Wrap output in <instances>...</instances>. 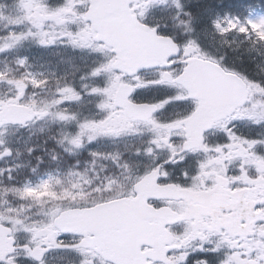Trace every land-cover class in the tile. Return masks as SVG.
<instances>
[{
	"label": "flooded vegetation",
	"instance_id": "af4514ba",
	"mask_svg": "<svg viewBox=\"0 0 264 264\" xmlns=\"http://www.w3.org/2000/svg\"><path fill=\"white\" fill-rule=\"evenodd\" d=\"M71 1L75 10H70L68 13L73 15L72 18L77 23L78 28L71 29L69 35L75 38L78 31H81L82 35H79L78 39L75 38L76 42L81 43L79 49L75 48V44L73 43L68 48L72 53L79 54V59L74 62L73 68H76L78 72L79 70L84 72L88 67L93 66L92 63L88 64L86 58L97 57L106 46L95 41V33L91 31L90 25L85 23L80 12L81 9L87 6L89 0ZM135 9L136 7L132 11ZM25 10L27 14L34 13V7L28 3H26ZM57 20L61 19L59 18ZM5 32L6 29L4 26L0 27V33ZM1 46L3 45L0 41ZM184 47L183 45L180 46L178 56L167 62L164 67L148 72L144 85H141L138 82L139 79L136 77L127 80L133 85V93L130 101L136 104H154L157 107V111L152 116V119L161 125L169 122L182 121L195 110L197 105L188 98L182 86L176 82L167 84L168 80L175 81V78L181 74L187 60L191 58V54L188 56L183 54ZM199 50L200 55L205 59L214 61L219 65L222 64L220 66L223 70L236 72V68L230 66L231 56L236 55V51L215 49L208 43L201 44ZM1 52L5 51L0 49V55L6 57ZM214 55L216 59L213 58ZM238 60L241 61V67H245V60H243L241 55L238 56ZM165 77H167V80H165ZM161 80H165V85L167 86L154 84V82ZM67 81L66 85L70 86V81ZM134 83L136 84L134 85ZM83 84H86V82L80 79L78 85H72L78 91L80 96L79 102L85 96L86 86L82 87ZM147 86L152 90L151 96H149V92L143 89ZM178 96L182 98L181 102H177L176 98ZM150 97L153 99H148ZM65 98V96L51 98L50 102L57 104L56 109L53 108L52 111L40 113L43 116L51 113L52 117L54 115L69 117L62 122L63 124L66 121L64 129L62 124H54L51 129L47 130L25 128L29 124L32 125L34 123L33 120L26 124L25 129H23L21 128L22 126L8 124L3 120L4 112L7 109V101L5 90L0 85V254L3 255V259H0V264H8L9 261L11 264H38L34 258L29 256V253L35 249L36 244L44 241L45 244L42 247L51 245L54 248L56 242L60 239H63L65 244L83 243L80 250L73 253L59 250L45 252L42 256V264H113L105 260L97 252L95 247L91 246L90 241L92 237L90 235L83 236L70 233H65L63 236L55 235L56 233H64L54 225V220L62 211L53 208L39 209L38 204L34 206V191L31 195H25L28 190H34V182L38 181V179H34V159L36 162L43 158V153L48 152L50 153L51 160L55 161L57 165L62 166L64 159L61 156H64L61 150L64 149L62 146L74 151L75 154L78 152L71 165V168L74 169L71 177L64 176L63 178H59L61 177L59 175L54 179L58 185L62 184L67 187L63 193L58 191L55 194V198L74 201L71 207H66V210L86 208L102 202L103 191L108 189V187H112L114 190H117L119 186L124 187L123 190L116 192L113 197L114 199L122 196L135 195L133 188L130 186L133 179H125L124 172L121 173L120 177H102V166L100 168L98 166L100 160L98 162H93L92 160L96 161L101 159L113 149L114 144L112 141L103 144L101 142V136L93 134L92 132L87 135L85 128L82 127L84 124L73 121V118L79 117L78 115L84 116L86 114L85 106L78 107V104L74 103L73 100H67ZM169 98H172V102L165 103ZM57 101L63 102L57 103ZM71 103L74 104L72 110L63 108L66 104L69 105ZM115 111L116 116L124 118L125 121L127 120L120 110L115 109ZM76 112L78 115H75ZM236 112L246 114L247 109L246 107H242L234 113ZM220 122L216 123L210 132L204 136L202 145L207 146L209 151L205 152L201 148L195 154L187 151L181 152L183 142L182 126L169 130V142L174 148L169 149L167 145L161 143L159 148H161L162 153L155 154L154 163L150 167V171L154 169L158 170L159 178L157 183L159 185L171 184L179 189L190 192L189 195L178 200L158 199L148 201L149 205L155 209H170L176 214L177 219H179L172 223L173 225H166V229L173 236V249L169 252L168 258L171 264H182L177 259L180 256L179 250L181 247L177 248L175 245L182 244L184 238L197 229H216L219 227L220 231H213L211 233L204 231V237L212 234L225 237L220 232H226L228 234L231 230L241 234V231L249 229L251 233L242 243L240 242L242 247L235 249L229 247L228 240L225 241V239H221L220 237L213 239L212 242L205 243L199 235H196L187 241L186 246L183 244L184 250L190 253L188 256V264H196L197 261H206L207 264H224V261L234 252L242 253L249 248L247 239H251L253 236L255 238L257 237L258 230L253 220L241 218L243 216L251 217L255 214L253 211V203L246 207L243 204L252 199L256 201L257 198L255 194L257 188H251L250 183L254 180L252 176L258 173L254 169L256 162L248 161L247 144H242L238 147L234 141L227 139L225 133L219 126ZM142 123L145 124L144 122ZM59 127H62V129H57ZM228 127L232 129V132L237 137L249 141L247 119H236L228 124ZM90 136L93 137L91 141H89ZM77 138L80 140L79 147L72 143ZM153 139H156L154 132H152L149 142L146 140L149 149L152 146H157L151 143ZM229 144L232 146L227 147ZM217 146L225 147L222 148L220 153H217L215 151ZM173 150L186 157L183 163H165ZM88 153L89 155H87ZM258 154H261V150L258 151ZM250 155L253 156L254 153L251 152ZM81 159H90L91 161L81 163L78 161ZM200 164H204L206 167L200 169ZM131 173L133 174V172ZM160 173H166V177L160 175ZM184 173H187V178H185ZM78 186H83L84 189L78 190ZM104 186L106 187L105 190ZM93 201L94 203H91ZM135 217H147L149 218L148 226L152 224L150 216L145 214V212L137 214ZM171 219L161 221L155 219V222L167 223ZM235 222L239 225L234 227ZM249 223L251 224L250 226H248ZM238 227L241 228L239 231ZM233 238L240 239L236 235H233ZM252 244L257 248V242H252ZM201 248L204 251H201ZM8 249L11 250L9 251ZM213 249L215 251H212ZM174 255L178 257H174ZM149 264L166 263L150 261Z\"/></svg>",
	"mask_w": 264,
	"mask_h": 264
},
{
	"label": "snow or ice",
	"instance_id": "6c2138e0",
	"mask_svg": "<svg viewBox=\"0 0 264 264\" xmlns=\"http://www.w3.org/2000/svg\"><path fill=\"white\" fill-rule=\"evenodd\" d=\"M63 11H68V9H63ZM205 12H210L211 9H205ZM57 13H53L52 15L55 16ZM211 27L215 30V32L221 36H225L226 34H229L231 32H237L238 34L244 35L247 39H251L252 43L255 45L257 43L264 45V16L258 17L256 20H246L245 22L241 23V21L238 18L232 17L229 18L227 15L224 16L223 19H221L219 16H217L215 19L211 20ZM154 31V30H153ZM20 37H16V41ZM169 38H165V41L168 42ZM73 44L76 43L75 39H73ZM53 43L52 40H47L45 41L44 39L40 40L41 46H47L49 44ZM11 46V45H10ZM173 53H177L178 49L173 46L172 47ZM183 54L185 56H188L191 54V60L189 61V69L188 70H195L197 65H203L206 66L212 70L215 71L216 77L218 80H225V79H230L231 81L235 82L236 87L241 90L243 96L242 99H247L248 96L251 95L252 91L255 92H264V86H261L260 84L256 82H250L247 81V79H241L239 77V74L236 73H228L226 70H223L220 68L219 65H217L214 61H209L205 60V58L200 55V50L198 45L194 41H188L187 45L184 47ZM21 65H23L24 61H20ZM100 69H93V71L89 74L92 77H95L99 74ZM165 80H167V77H165ZM165 80H161L158 82H154V84H160V85H165ZM33 83H36L35 80H33ZM175 83L173 80H168L167 84H172ZM97 90L93 89L92 93L94 94ZM132 90L129 89V92ZM61 93H67V97L65 99L67 100H78L80 99L79 94L70 86H66L63 89H60ZM192 95H197L195 92L192 93ZM177 102H181L182 98L177 97L176 98ZM63 101H57V103H60ZM172 102V98H169L165 103H170ZM101 107H104V105H101ZM128 108H131L132 105L128 104ZM155 109L149 108L145 110L144 116H143V122L146 125H151V128L153 132L156 134V139H153L151 143L156 144L157 147L159 148L161 146V143L167 145L169 149H173L174 146L169 142L170 141V136L168 135V131L171 129H175L181 126V124L187 125V121H175V122H169L167 124L161 125L157 123L154 119L150 118V113L154 111ZM200 111L199 108H197V112H194L192 116L188 117L187 120H192L196 117L197 113ZM227 119L224 120L223 122L219 123V126L221 130L225 133V136L229 141H234L236 145L239 147L242 144H247L248 149H252L255 145L257 144H264V141L260 140H252V141H247L243 138L237 137L233 132L230 127H228V124L232 123V121L236 119H250L252 120L253 123L260 125L264 124V111L258 112V113H249V114H241L239 112L233 113L232 110H228L226 113ZM69 117L67 116H60L61 120L68 119ZM135 121H130L124 126L118 128V129H107V132L119 135L120 132L128 131L129 129L132 128V125ZM106 122H102L101 124H84L82 127L84 128H103L104 124ZM206 130V128L204 129ZM185 134H186V140L185 143L181 149V152H190L191 154H195V152L198 149H203V151L207 152L209 149L207 146H203L201 141H202V135L199 133H196L195 136L193 133L190 131V129L185 126L184 128ZM100 134H106L104 132H101ZM93 137H89V141H91ZM72 143L79 147L80 146V140L77 138L76 140H73ZM232 145L229 144L227 147H231ZM225 146H217L215 148V151L217 153H220L222 151V148ZM137 155H139V152H137ZM178 157V158H177ZM186 157L181 155L180 153H176L174 150L172 151L171 155L169 158L165 161L166 164H172V163H183L185 161ZM200 169H204L206 166L204 164H200ZM160 175H163L166 177V173H160ZM185 178H187V173H184ZM151 177H157V170H154L151 173ZM158 178V177H157ZM199 178V177H197ZM34 190H28L25 195H31ZM183 218V217H181ZM215 219V217H213ZM191 223V222H190ZM208 231V232H213V231H220L219 227L216 229H211V228H205V229H197L195 230L192 234L186 236L182 243L186 246L187 241L189 239L194 238V236L199 235L201 239H204L203 232ZM220 234L225 236V239L228 240V244L230 248H238L242 247L240 240L236 238H229L228 234L226 232H220ZM55 235L57 236H63L65 233H56ZM246 238V237H244ZM81 244H65L63 239H60L56 242L55 247L53 248L51 245H45L42 247V245L45 244L44 241H40L36 244L35 249H33L30 253L29 256L31 258H34L35 261L38 262V264H42V256L44 255L45 252L51 251V250H59V251H64L68 253H73L77 252L80 250ZM175 247L179 248L181 247V244H176ZM9 251L11 249H8ZM201 251H204L203 248L200 249ZM212 251H215L213 249ZM190 253H185L183 255H180L177 259L182 262V264H188V256ZM255 255L256 258H253ZM241 257H243L241 259ZM0 259H3V255L0 254ZM264 262V255H261L258 248L256 247H249L246 251L244 252H234L231 256L228 257L227 260L224 261V264H262ZM8 264H11L9 261ZM140 264H143V262H140ZM166 264H171V261H166ZM196 264H207L206 261H197Z\"/></svg>",
	"mask_w": 264,
	"mask_h": 264
},
{
	"label": "rangeland",
	"instance_id": "374dc122",
	"mask_svg": "<svg viewBox=\"0 0 264 264\" xmlns=\"http://www.w3.org/2000/svg\"><path fill=\"white\" fill-rule=\"evenodd\" d=\"M12 1H17V2H21V1H35L36 3H40L42 2L43 0H12ZM147 3L146 4H141L142 6V9L143 11H148L147 10V6L150 2H154V3H158L160 4L161 1H164V0H145ZM69 2V0L66 1V6H67V3ZM39 6H41L40 4H38ZM70 6V5H69ZM34 7H37V6H34ZM52 9L55 8V5H51ZM44 12L43 8L41 7V13ZM38 13V12H37ZM45 13V12H44ZM34 14H36V10L34 9ZM225 15H221V19L224 18ZM227 16L229 18H232L230 17V15L227 14ZM261 16H264L263 13L259 12V10L257 9H250L245 18L243 20H240L241 23L245 22L246 20H256L258 17H261ZM217 16H214L211 18L212 19H215ZM205 31V34L207 33L210 37V40H209V44L211 45H215L216 42L221 38V39H225L227 40V46H231V49L233 48H236L237 45H238V33L237 32H231L229 34H226L225 36H221L219 34H217L215 32V30L211 27V22H209L208 26L205 27L203 29ZM202 30V31H203ZM40 38H37L36 39V44H40ZM223 42H220V44H222ZM28 50V52L26 53H22L21 56L17 59V63L19 65H21L20 61H24L23 65L24 68L26 69V73H25V76H27V82L26 83H23L22 81H16V82H13L9 79L6 80V82H4L3 80L0 79V83L2 84V87L6 86L7 87V92L10 93V96L9 97H6V101H7V105L11 104V103H14V104H17L19 105L20 103L21 104H24L26 106H28L33 115H34V111L36 113H40V112H43V111H46L48 109H50V111H52L53 108L56 109L55 106H57V104H54V102H50V100H46V98H38L37 96H35L34 94V91H28V85L31 84L34 86V83L32 84L31 83V80H37L38 78V75H42V76H47L46 79L44 82L47 84H51V81H54L55 83H61L63 80L66 81L67 79V75H76L77 72H76V68H73L74 65H72L71 67L69 66H64V65H61L59 60L57 59V50H55V53L53 55L52 52H38L37 54V58L34 59V50H31L29 47L26 48ZM5 51H7L5 49ZM31 55V57H30ZM31 58V60H30ZM55 59L56 62H57V66L51 64V60ZM104 59H105V65H103V68H100V70H103L102 71V74H98L96 76V78L94 77L92 80H90V84H100V89L98 90V92L102 89V92L101 93H98L96 94V92L94 94H90L92 93L93 91V87H90L88 90L90 92H88V95L86 96V98L84 99V106H92V105H95V104H98L99 105V108L101 109L100 112H97V113H93L91 115V117L87 116L85 118V121H84V124H91V123H95V124H101L102 122H106L104 124V127L103 128H96V129H93V128H85L86 132H89V130H99L101 132H104L106 133L107 132V129L111 128V129H118L122 126H124L125 124H127L129 121H125L124 118L122 117H118L116 116V111H115V108L112 106V98H113V94H114V91H115V86L118 84V78L112 74V68L109 67L110 65L107 64V60L104 56H102V62H104ZM67 61H70V63L72 64V57L69 56V57H66L65 58V63ZM74 78L71 80L73 81ZM58 86V85H56ZM144 91L146 92H149L151 96V88L148 87V88H145ZM148 96V97H149ZM148 99H153L152 97L148 98ZM101 105H104V107H101ZM66 107V106H65ZM67 109V107H66ZM59 111V110H58ZM261 111H264V103L263 102H259L254 108H247V112L246 114H249V113H258V112H261ZM65 112V110H64ZM102 113L105 115L104 118L100 119V120H94L93 118L95 117H98L100 115H102ZM37 117V116H36ZM59 121H60V115L58 117H45L42 124L40 125V127H45V128H48V129H51L52 125L54 124H59ZM249 124H253V125H257L255 123L252 122V120L250 119H247V125ZM248 134H250V136L252 138H254V140H260V141H264V129H263V124H260V125H257L256 127L250 129L248 128ZM127 132L133 134L131 136L135 138L137 137H141V138H145L147 136H150L153 132L152 128H151V125L150 126H146V128L144 129L141 125H139L138 123H133L132 125V128L129 129L128 131H124V132H120L119 135H115V134H112V135H115L117 138H120L121 135H127ZM260 135H262V138H260ZM139 143L132 146L131 148L134 149L135 148V151L143 145L142 142L138 141ZM258 145H261V147H259ZM260 148H264V144H257L255 145L252 149H248V155H247V159L248 161L250 162H256V164L254 165V169L255 171L257 172H262L264 173V159H263V156L262 154H258V151L260 150ZM253 152L254 155L251 156L250 153ZM52 175H51V172L49 171H45L43 172L42 176L40 177V179L38 180L37 184L34 185V188L35 189H38V190H44L47 188L48 184H50L52 182ZM258 178V177H256ZM254 177V180L251 181V188H253V186L255 185V183H262L264 182V178L262 176H259L257 182H255V179ZM262 186V185H261ZM64 187V186H63ZM64 190V189H63ZM262 199H264V189H263V195H262ZM50 201H46L47 204H49ZM261 203V202H260ZM262 204H264V200L262 201ZM246 212H248V210H246ZM246 216H243L241 218H245ZM253 218H256V216H252ZM258 218L260 219V221L264 222V212H260L258 214ZM239 225L237 222H236V226ZM251 224L249 223L248 226H250ZM241 228L238 227V231L240 230ZM232 231V230H231ZM238 234V233H237ZM250 234V230L249 229H245L243 231H241V234H238V236H241V237H246V236H249ZM214 235L216 234H212V235H206L203 239V241L205 243L207 242H212L213 241V238H214ZM258 235L260 237H262V239L264 240V229L263 230H260L258 232ZM229 236V234H228ZM221 239H225V237H221ZM260 246V249L261 251L264 253V245H259Z\"/></svg>",
	"mask_w": 264,
	"mask_h": 264
},
{
	"label": "water",
	"instance_id": "95a60500",
	"mask_svg": "<svg viewBox=\"0 0 264 264\" xmlns=\"http://www.w3.org/2000/svg\"><path fill=\"white\" fill-rule=\"evenodd\" d=\"M101 6V7H100ZM98 5L96 8L98 9V13L93 14V17L96 20H99L101 18H104L103 16V5ZM124 7V6H123ZM121 7V8H123ZM112 23V22H107ZM127 31L125 29H119L118 35L120 37V42H108L104 39V37H101V39L104 42L112 43L116 49L119 51L121 50V55L118 56V62L116 64V67L122 71L126 72H134L137 70H141L145 66L151 65L155 58L158 59L159 56H155L151 49L149 48L151 46L152 41L144 42L142 40V36L144 35V32L142 30H139L135 38H131L130 36L133 34L131 33L129 35V38L126 36ZM128 35V34H127ZM190 66H188L186 69H189ZM182 85L187 89L189 92V96L197 100L199 103V109L200 111L197 113L196 117L193 119V121H198L201 119L202 122V128H207L208 124L213 123L217 119H219L221 116L226 114L227 108L223 101L227 98L223 94L225 92L227 94L231 93V90L235 89V82L231 81L230 79H225L223 81L218 80L216 77V73L214 70L206 67V66H199L197 65L195 70H185V73L182 75V77L179 80ZM122 91V90H120ZM118 92L117 98L120 97L121 92ZM237 91V90H236ZM235 91V92H236ZM195 92L197 95H192V93ZM237 95L236 93H233ZM231 96H228L230 98ZM117 100V99H116ZM118 106L125 107L127 105L126 98L123 99V101L117 102ZM26 110L24 108H11L9 109V115H18L20 114V111ZM144 112V111H143ZM130 114V113H129ZM209 118V119H208ZM12 119V118H10ZM121 204L120 201L113 202L110 204H104L102 206H98L89 210H82V211H74V212H66L59 218V225L63 226L62 219L68 216H75L76 219H84V218H91V219H98V216L102 212L103 214H112V211L114 208ZM104 222L106 220V217L103 215ZM67 228V223L64 224L63 229ZM117 229L115 230H121L122 225L118 224ZM67 230V229H65ZM88 230L94 231V228ZM89 231V232H90ZM113 231V230H112ZM110 229L104 230L105 237L111 240L113 239V236H111ZM94 234V233H93ZM124 236L125 233H120L118 236ZM102 253L107 256L108 258H119L116 254H114L109 248L107 249H101Z\"/></svg>",
	"mask_w": 264,
	"mask_h": 264
},
{
	"label": "trees",
	"instance_id": "16d2710c",
	"mask_svg": "<svg viewBox=\"0 0 264 264\" xmlns=\"http://www.w3.org/2000/svg\"><path fill=\"white\" fill-rule=\"evenodd\" d=\"M249 3H253L255 6H259L260 10L264 11V0H205L200 5L191 6L190 9H184V17L187 19L194 18L196 15L199 17L205 9H211L210 13L215 14H229L234 17L243 18L245 12V6ZM182 15V16H183ZM242 49L248 52L247 62L243 70L244 74L247 72L257 73L256 63L259 59H264V45L259 43L253 44L251 39L244 40L242 38ZM261 53H257V52ZM260 61V60H259ZM260 72V71H259Z\"/></svg>",
	"mask_w": 264,
	"mask_h": 264
}]
</instances>
